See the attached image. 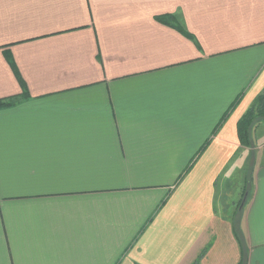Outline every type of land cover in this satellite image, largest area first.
<instances>
[{"label": "crops", "instance_id": "0c3cea01", "mask_svg": "<svg viewBox=\"0 0 264 264\" xmlns=\"http://www.w3.org/2000/svg\"><path fill=\"white\" fill-rule=\"evenodd\" d=\"M263 92L264 0H0V264H264Z\"/></svg>", "mask_w": 264, "mask_h": 264}, {"label": "trees", "instance_id": "16d2710c", "mask_svg": "<svg viewBox=\"0 0 264 264\" xmlns=\"http://www.w3.org/2000/svg\"><path fill=\"white\" fill-rule=\"evenodd\" d=\"M160 20L163 21L164 24L171 25L176 30H178L180 33L188 36L187 33H185L184 29L181 27L180 23L179 22H174V19L171 16L163 17ZM8 63L10 65L12 71L16 75L17 79L21 83L19 74L17 72V69H16L13 61L11 59H8ZM22 88H23L22 89V94H20L19 97L24 98V97L27 96V92H26V90H25V88L23 86H22ZM19 97L6 98V99H3V100H0V108L10 107V106L14 105L15 99H17ZM236 103H237V100H235L229 106V108L226 110V112L224 113V115L220 119V122L217 124V126L212 131V134L215 133L217 127H219V125L227 117L229 112L235 107ZM263 119H264V92L257 96V98L253 102L252 106L245 112V114L241 117V119L237 123V134H238L239 141H240V143L242 145H244V146L250 145V141H251L250 140V130H251L252 127L255 126L256 123H258L260 120H263ZM208 142H209V140L207 139L206 142H204L203 146L200 148V150L198 151V153L196 155H199L204 150V148H205V146L207 145ZM188 168L184 171V173L187 172ZM248 180H249V178L246 177L245 185H244V188H243V193L241 194L242 198L239 200V202L237 204V207H239L240 203L242 202V199H243V196H244L245 193L247 194L246 197L249 196V193H250L251 189H250V186H248L249 185ZM234 234H235V237L237 239L238 245L240 247V253H241V257H240V260H239L238 264H245V259H244L243 250H242L243 237H242L238 227H236V229L234 230Z\"/></svg>", "mask_w": 264, "mask_h": 264}, {"label": "water", "instance_id": "95a60500", "mask_svg": "<svg viewBox=\"0 0 264 264\" xmlns=\"http://www.w3.org/2000/svg\"><path fill=\"white\" fill-rule=\"evenodd\" d=\"M246 196H247V194L245 193L244 196H243V200H242V202H241V204H240V207H242V205L244 204V201H245V199H246Z\"/></svg>", "mask_w": 264, "mask_h": 264}, {"label": "rangeland", "instance_id": "374dc122", "mask_svg": "<svg viewBox=\"0 0 264 264\" xmlns=\"http://www.w3.org/2000/svg\"><path fill=\"white\" fill-rule=\"evenodd\" d=\"M231 194V193H230ZM234 198H237L236 196H234ZM235 200V199H234ZM236 203H238V202H236ZM228 204H229V207L232 205V203L230 204V202H228ZM245 208L246 207H244V210H245ZM231 210H232V208H230ZM243 211V210H242ZM237 227V226H236ZM236 241H237V239H236Z\"/></svg>", "mask_w": 264, "mask_h": 264}]
</instances>
